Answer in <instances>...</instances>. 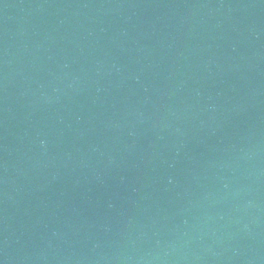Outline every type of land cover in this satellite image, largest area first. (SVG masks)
Listing matches in <instances>:
<instances>
[{
  "label": "water",
  "instance_id": "water-1",
  "mask_svg": "<svg viewBox=\"0 0 264 264\" xmlns=\"http://www.w3.org/2000/svg\"><path fill=\"white\" fill-rule=\"evenodd\" d=\"M0 264H264V0H0Z\"/></svg>",
  "mask_w": 264,
  "mask_h": 264
}]
</instances>
